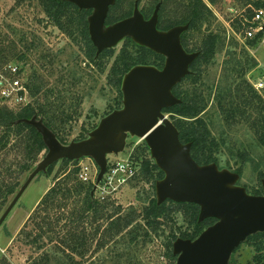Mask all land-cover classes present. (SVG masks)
Instances as JSON below:
<instances>
[{
  "label": "rangeland",
  "instance_id": "374dc122",
  "mask_svg": "<svg viewBox=\"0 0 264 264\" xmlns=\"http://www.w3.org/2000/svg\"><path fill=\"white\" fill-rule=\"evenodd\" d=\"M137 1L145 18H151L155 7L159 3L163 4V0H120L119 6L111 14L112 20L131 15ZM164 1L166 6L160 17L162 28L159 30L165 32L163 27L169 25L187 26L182 25V21L188 13L187 6L191 0ZM204 1L213 12L211 24L185 32L187 47L190 53H200L203 41L210 32L221 37L223 46H218L212 61H202L199 65L197 72L201 73V77L197 84L186 80L178 85L185 92H202L206 99L207 108L202 118L208 122L217 144L211 150L217 160L214 164L219 171H228L239 177L234 186L254 193L262 188L260 176L264 174V147L256 135L259 110L256 104H252L251 90L264 101V90L257 89L259 81L264 79V46L261 43L255 47L249 46L248 40L244 38L246 27L243 23L249 20V11L258 0ZM24 34L30 41H35L36 45L42 46L38 57L43 52L59 55L60 61L54 64L53 75L50 74V67L42 68L43 64L38 63L37 57L26 62L18 61L11 55V49L15 47L18 54L24 53V46L20 42ZM128 39L131 38L114 48V56L105 60L103 70L88 67L80 39L74 42L65 31L59 30L49 20L41 0H27L22 4L18 0H0V51H5L4 54L0 53V78L12 81L14 77L10 69L17 67L22 82L26 84L28 104L34 107L48 102L46 90L68 88V94L64 97L68 99L65 110L74 119L61 126L69 143L81 141L83 137L88 138L103 118L117 110L121 101L123 107V95L121 93L120 96V92L111 85V76L117 57ZM132 52L136 54L137 49ZM68 61H72L73 66L79 63L81 79H78L81 83L78 86L58 85L61 72L67 67ZM234 67L237 73L232 71ZM34 76L38 79L34 80ZM34 84L44 87L36 97L32 96L29 89ZM57 105L59 107L60 102ZM0 108L18 112L24 107L0 101ZM57 109L53 110V115L62 118L61 111ZM167 116L171 119V115ZM124 141L123 152L119 155H107L108 165L128 162L135 167L136 174L119 184L117 190L108 196L107 203L112 202L113 207L108 210L99 209L98 213L83 214L84 221L77 222L84 209V195L75 194L70 199H61L48 214L42 211L34 222V212L46 193L59 182L63 183L64 188L79 185L75 175L70 178L66 176L71 171L74 172L80 163L87 165L90 162L83 159L72 163H55L52 172L46 170L36 177L0 228V264H117L121 256L127 261L126 264H171L165 257V245L171 235L179 236L189 229L188 217L183 208L179 207V211L172 216L173 220L167 224L165 222L158 234L145 237L148 230L142 219V211L156 197L158 181L155 178L145 179L142 163L146 159L153 163L155 161L150 149L146 150L148 145L144 139L128 134ZM17 145L19 140L12 136L7 149L0 152V170L3 173L1 177L6 182H14L18 177L21 185L18 193L31 173L46 158L48 150L36 154L34 161L30 162L31 171L18 176L19 165L28 162V159L24 144ZM9 172L13 174L9 175ZM87 188L89 187L86 186ZM15 196H11L5 205L1 206L0 203V219ZM97 197L94 196L95 199ZM120 219L123 225L127 221L131 222L124 230L112 229V223ZM37 222L39 226H35ZM133 231L140 233L139 238L136 245L126 249L127 244L120 242L123 239L128 241L130 233L135 234ZM254 257V247L244 244L234 253L232 260L233 264H254Z\"/></svg>",
  "mask_w": 264,
  "mask_h": 264
},
{
  "label": "water",
  "instance_id": "95a60500",
  "mask_svg": "<svg viewBox=\"0 0 264 264\" xmlns=\"http://www.w3.org/2000/svg\"><path fill=\"white\" fill-rule=\"evenodd\" d=\"M80 10H92L88 18L89 34L97 57L116 48L127 38L165 58L162 69L137 66L123 79V107L114 110L89 134V137L62 144L57 136L37 117L21 122L33 126L42 135L48 155L31 173L0 219V228L7 220L31 183L42 172L59 161L92 159L99 168L98 184L108 170L107 155H119L128 134L144 139L156 166L164 178L156 184L158 205L167 201L191 203L200 207L199 222L217 219L196 240L178 239L173 245L176 264H230L234 252L254 235L264 233L263 195L253 196L234 186L239 177L221 172L213 163L199 165L191 156V144H183L174 122L164 110L182 101L173 89L192 74L191 66L200 53H189L182 44V35L189 26L158 29L161 3L149 20L136 2L130 18L107 25L110 8L117 0H61Z\"/></svg>",
  "mask_w": 264,
  "mask_h": 264
},
{
  "label": "trees",
  "instance_id": "16d2710c",
  "mask_svg": "<svg viewBox=\"0 0 264 264\" xmlns=\"http://www.w3.org/2000/svg\"><path fill=\"white\" fill-rule=\"evenodd\" d=\"M27 0H18L19 4L26 2ZM45 5V14L48 19L57 26L59 30H63L67 33V36L72 39L74 42H77L80 39V44L82 45V49L84 51L86 60L88 62V67H94L100 70H103L105 67V60L107 58H111L114 56V49L104 51L99 57H97V49L94 47L90 34H89V22L88 18L91 15V11L80 10L73 4L68 2H64L61 0H41ZM212 2V0H210ZM120 0L116 1V4L110 8L109 16L107 19V25H112L118 21L124 20L129 15L123 16L120 19L112 20L111 14L115 11L116 7L119 6ZM256 8H264V2L257 1L253 3ZM165 1L163 0V4L160 10V17L165 9ZM188 13L184 20L182 21V25H188L189 31H195L200 27H203L206 24H211L210 20L213 17V12L210 7L205 3L204 0H191L187 6ZM251 13V10L249 11ZM66 17V18H65ZM65 18V20H64ZM252 18V14L249 15V19ZM65 23V24H64ZM176 25H169L163 27L165 31H168L174 28ZM162 28V23H159V29ZM17 32V31H16ZM210 32V31H208ZM187 33L182 35V44L187 52H191L186 43ZM261 34L255 36L253 39L248 40V44L250 47H255L261 41ZM221 37L213 32H210L203 41L202 48L199 50L200 56L191 66V72L193 73L183 79V81L191 80L193 84H197L200 80L201 73H198V67L202 63V61L209 63L215 58L217 54L218 46L222 45ZM21 44H23L24 53H17V48L11 49V55L16 58L18 61H30L33 60V57H37L38 63L43 64L42 68L51 69L50 74H54L53 66L54 64H58L60 61L59 55H53L47 52H43L41 56L38 57L39 49H42L41 45H36L35 41H30L24 35L21 36L20 39ZM136 54L132 51L136 50ZM1 54H4L5 51L1 50ZM53 59V60H52ZM153 59V61H151ZM164 57L155 54L149 49L144 47H140L136 45L131 39H128L120 55L117 57V61L115 62L112 69V83L118 92H120L121 96V88L125 75L129 73L133 68L137 66H150L154 65L159 68H163L164 66ZM72 61L67 62V67L64 68L63 72H61V76L58 80V85L66 86L69 84L70 87L78 86L81 83V77H79V73L81 69H79V63L76 66H73ZM234 72L237 73L236 67L233 68ZM34 80L38 79L37 76L33 77ZM70 79V80H69ZM208 88H210L208 86ZM30 92L32 96L36 97L41 94L44 89L43 85L34 84L32 88H30ZM68 88H63L59 91L55 89L46 90V100H48L45 105L38 104V107H34L33 105H27L20 111H8L7 109L0 108V152L7 149L8 144H10V140L12 136H16V139L19 140L20 146L22 143L24 144L25 156L28 159V162L24 164H20L18 168V176L21 174H25L26 172L31 171V164L35 159L36 154L41 153L47 150V147L43 141L42 135L31 125L23 123V120H31L33 117H37L38 120H42L43 123L57 136L59 141L62 144H69L68 139H66L65 130L61 125L66 124L74 119V117L69 116L66 113L65 105L68 103V99L64 98L66 94H68ZM253 103L256 104L259 110V120L257 121V137L258 141L264 147V101L261 96H259L256 92L252 91ZM173 94L182 101L180 105L173 106L171 108H167L164 110L165 114L171 115V120L174 122L175 126L179 130L180 139L183 144H191V156L196 161L197 164L210 165L213 163H217L215 157H213L212 151L213 147H216L215 139L212 137V132L208 122L202 118L203 113L206 110V99L202 92H197L196 90L193 93L185 92L180 89V86L177 85L173 89ZM80 100V98H77ZM60 105L58 107V103ZM80 105V101H78ZM71 107V106H69ZM122 107V101L118 104L117 109ZM58 108L57 110L61 111V117H56L53 115V110ZM59 119V122H58ZM61 123V124H59ZM83 137L81 140H83ZM15 146V147H17ZM146 150L149 151L146 146ZM146 152V151H145ZM245 157V156H244ZM66 163H72V161L64 160ZM76 162V161H74ZM52 166L48 168V172H52ZM72 172V173H71ZM67 178L75 175L76 180L78 175V169L73 172L71 171ZM8 174V173H7ZM13 173L9 172V175ZM142 174L146 180H150L155 178L156 181H159L164 178V173L150 160L143 161L142 163ZM3 173L0 170V203L1 206L5 205L8 199L11 196H15L19 189L20 182L18 177H16L13 182H6L3 177H1ZM260 179H264V174L260 176ZM79 182V181H78ZM86 186L89 188L86 189ZM93 185H86L79 182V185H75L69 188H64L63 183H57L54 187H52L46 195L39 202L37 209L34 212L33 221L39 218V214L44 211V213H49L52 207L57 204L61 199H70L75 194L78 196L84 195V209L81 211V214L78 216L77 222H83V214H87L89 212L98 213V210H108L114 205L111 203H100L97 199L92 196ZM255 195L261 194V191H255ZM60 207V205H59ZM100 207V208H99ZM179 207L183 208V212L185 216L188 217L189 229L177 234L171 235L166 243V253L165 257L169 259L171 264H176L177 257L173 253V245L178 239L183 240H191L194 241L197 239L208 227L212 226L216 220L215 219H207L203 222H199L200 217V207L196 204L191 203H174L173 201H167L162 205H158L156 197L151 199L149 203L144 207L142 211V219L145 221V227L147 228V232H145V237L150 238L151 234H158L160 228L163 227L164 223H169L173 220V215L179 211ZM44 210H43V209ZM37 216V217H36ZM122 219L117 222L112 223V229L116 228L117 231L124 230L129 226L131 221H127L124 225L120 223ZM42 223V222H41ZM35 226H39V222L35 223ZM118 227H121L118 229ZM110 228V229H111ZM139 231L138 229L136 230ZM136 231L134 233H130V239L127 241L123 239V244L126 245V249L131 248V245H136V241L139 238V234ZM113 236L114 234L111 233ZM81 239L78 240L80 242ZM245 244H251L255 249V257L253 259L254 264H264V233H260L254 236H251ZM41 248V247H40ZM239 250V248H238ZM237 250V251H238ZM118 263L122 262L126 264L127 261L123 260V257L118 258Z\"/></svg>",
  "mask_w": 264,
  "mask_h": 264
},
{
  "label": "built area",
  "instance_id": "2783aa9c",
  "mask_svg": "<svg viewBox=\"0 0 264 264\" xmlns=\"http://www.w3.org/2000/svg\"><path fill=\"white\" fill-rule=\"evenodd\" d=\"M264 2V0H258ZM252 18L247 23H243L246 27L244 38L246 40L253 39L261 34L260 43L264 46V8L251 7ZM13 75L12 81H7L4 77L0 78V101L12 103L17 106L26 107L28 104V92L26 84L22 82L20 70L16 67L10 69ZM258 90H264V79L260 80L257 86ZM90 163L77 165L79 182L86 185H96L99 168L97 164L90 158H86ZM136 174L135 167L128 162L108 165V170L103 180L98 184L95 196L101 203L109 201L108 196L113 194L119 184H122Z\"/></svg>",
  "mask_w": 264,
  "mask_h": 264
},
{
  "label": "flooded vegetation",
  "instance_id": "af4514ba",
  "mask_svg": "<svg viewBox=\"0 0 264 264\" xmlns=\"http://www.w3.org/2000/svg\"><path fill=\"white\" fill-rule=\"evenodd\" d=\"M160 4V3H159ZM161 6H162V3H161ZM157 7V6H156ZM156 7H155V9H156ZM139 8H140V4H139ZM155 9H154V11H155ZM161 10V9H160ZM86 11H91L92 13H93V11L92 10H86ZM92 13H91V15H92ZM154 13V12H153ZM90 15V16H91ZM133 15V13L131 14V15H129V17H127V18H130L131 16ZM160 15V14H159ZM89 16V17H90ZM126 18V19H127ZM146 20H149L150 18H145ZM122 21V20H121ZM119 22V21H118ZM159 23H160V16H159ZM158 29H159V24H158ZM156 54V53H155ZM158 55V54H157ZM161 56V55H160ZM163 57V56H162ZM165 59V58H164ZM165 62V61H164ZM160 69H162V68H160ZM264 179H262L261 181H263ZM257 191H261V194H258V195H255L254 193H248V194H250V195H253V196H262L263 195V188H260V189H258ZM216 220V222H217V219H215ZM215 222V223H216ZM214 223V224H215ZM213 224V225H214ZM196 240V239H195ZM244 245V244H243ZM241 247V246H240ZM240 247H239V249H240ZM238 250V249H237ZM237 250L234 252V253H236L237 252ZM234 255V254H233ZM233 257V256H232ZM230 264H233V260H232V258H231V261H230Z\"/></svg>",
  "mask_w": 264,
  "mask_h": 264
}]
</instances>
